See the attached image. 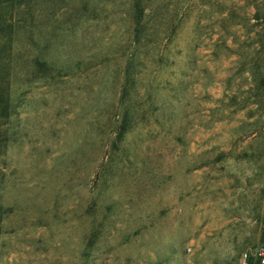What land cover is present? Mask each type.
Listing matches in <instances>:
<instances>
[{
    "label": "rangeland",
    "instance_id": "rangeland-1",
    "mask_svg": "<svg viewBox=\"0 0 264 264\" xmlns=\"http://www.w3.org/2000/svg\"><path fill=\"white\" fill-rule=\"evenodd\" d=\"M15 1L0 264H255L264 0Z\"/></svg>",
    "mask_w": 264,
    "mask_h": 264
},
{
    "label": "trees",
    "instance_id": "trees-1",
    "mask_svg": "<svg viewBox=\"0 0 264 264\" xmlns=\"http://www.w3.org/2000/svg\"><path fill=\"white\" fill-rule=\"evenodd\" d=\"M15 0H0V9H4L6 7L9 6H15ZM136 5V10H137V18H136V22L137 24H140L142 21V12L143 10L141 9V5L139 3V0H136L135 2ZM13 25H10L7 23V20L5 19L4 15L1 13L0 14V32L4 31V29L8 28L10 29V27L12 28ZM138 36V35H137ZM6 45V44H5ZM9 46L11 45L10 42L8 44ZM0 50H1V45H0ZM1 54V51H0ZM1 58V56H0ZM131 66V65H129ZM3 62L0 59V114L1 116H8L10 114V102H11V96H10V88L8 86V83H6L2 78H4V74H3ZM131 74V70L130 67H128L127 69V81L129 79V75ZM127 92V84L123 87V98L124 95H126ZM129 116H130V110L129 108H127L124 111V120L122 121V124L119 126L118 129V138H121L124 136V134L126 133V131L129 128ZM252 259V257H251ZM252 262V260L250 261ZM255 264H259L257 261L255 262Z\"/></svg>",
    "mask_w": 264,
    "mask_h": 264
},
{
    "label": "built area",
    "instance_id": "built-area-1",
    "mask_svg": "<svg viewBox=\"0 0 264 264\" xmlns=\"http://www.w3.org/2000/svg\"><path fill=\"white\" fill-rule=\"evenodd\" d=\"M255 256L259 264H264V227H263L262 240L256 250Z\"/></svg>",
    "mask_w": 264,
    "mask_h": 264
},
{
    "label": "crops",
    "instance_id": "crops-1",
    "mask_svg": "<svg viewBox=\"0 0 264 264\" xmlns=\"http://www.w3.org/2000/svg\"><path fill=\"white\" fill-rule=\"evenodd\" d=\"M255 254H256V253H255ZM256 261H257V258H256ZM256 261H255V262H256ZM257 262H258V261H257Z\"/></svg>",
    "mask_w": 264,
    "mask_h": 264
}]
</instances>
